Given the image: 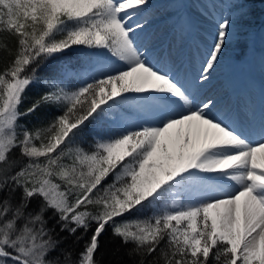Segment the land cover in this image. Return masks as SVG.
Masks as SVG:
<instances>
[{"label": "snow or ice", "instance_id": "1", "mask_svg": "<svg viewBox=\"0 0 264 264\" xmlns=\"http://www.w3.org/2000/svg\"><path fill=\"white\" fill-rule=\"evenodd\" d=\"M169 7L0 0V264H264V90L213 83L247 0Z\"/></svg>", "mask_w": 264, "mask_h": 264}, {"label": "rangeland", "instance_id": "2", "mask_svg": "<svg viewBox=\"0 0 264 264\" xmlns=\"http://www.w3.org/2000/svg\"><path fill=\"white\" fill-rule=\"evenodd\" d=\"M247 7L250 9L248 31L251 33V39L243 43L229 44L222 58L224 66L219 68V74L223 75V80L229 85L231 92H237L240 86L244 87L241 80L243 75L248 78L249 83L245 84L248 90L253 88L257 92L261 85L260 79L256 76L257 66L264 64V59L261 57L264 53V0L253 3L247 0ZM164 26L169 28L170 21ZM154 28L163 33V27L155 26ZM253 103H255V96Z\"/></svg>", "mask_w": 264, "mask_h": 264}, {"label": "bare ground", "instance_id": "3", "mask_svg": "<svg viewBox=\"0 0 264 264\" xmlns=\"http://www.w3.org/2000/svg\"><path fill=\"white\" fill-rule=\"evenodd\" d=\"M153 2V8L154 9H158V12L156 14V19L154 22V27L155 26H159V27H163L162 31L166 32L169 30V28H167L168 26H164L166 24V22L169 21V15L174 11L172 8L169 7L170 4H172V0H152ZM262 61V60H261ZM224 66V63L222 62L218 68L216 73L214 74L213 77V83L216 85L217 89L221 92H225V91H229V85L227 83H225V81L223 80V75L219 74V71L221 67ZM264 64L261 66H257V76L256 78L260 79V88L258 89L257 92L254 91V89H249L247 88V85L249 83V81L247 80L248 78L243 75L241 80H243V84L244 87L242 88L240 86L239 90L235 93H246L248 94L252 101L254 99L255 96V106L258 108L259 104L261 102V98H262V90H264ZM254 74H256L255 72H253ZM247 84V85H245ZM250 87V86H248ZM233 92V91H232Z\"/></svg>", "mask_w": 264, "mask_h": 264}, {"label": "trees", "instance_id": "4", "mask_svg": "<svg viewBox=\"0 0 264 264\" xmlns=\"http://www.w3.org/2000/svg\"><path fill=\"white\" fill-rule=\"evenodd\" d=\"M249 1L253 3L262 0H249ZM82 52H83L82 49H75L62 58L71 60L74 64H78L80 62ZM116 243H118V241L115 242L112 241L108 233H105L101 237L100 253H103L104 264H126L127 257L123 255V250H121V252L118 253L117 255L112 254V250L115 247ZM100 253H98V256Z\"/></svg>", "mask_w": 264, "mask_h": 264}]
</instances>
